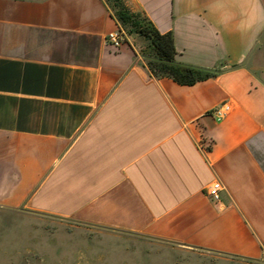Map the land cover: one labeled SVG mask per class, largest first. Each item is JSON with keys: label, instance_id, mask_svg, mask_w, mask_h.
<instances>
[{"label": "crops", "instance_id": "obj_1", "mask_svg": "<svg viewBox=\"0 0 264 264\" xmlns=\"http://www.w3.org/2000/svg\"><path fill=\"white\" fill-rule=\"evenodd\" d=\"M125 2L214 75L154 76L137 34L114 49L111 0H0V210L261 260L264 0Z\"/></svg>", "mask_w": 264, "mask_h": 264}, {"label": "rangeland", "instance_id": "obj_2", "mask_svg": "<svg viewBox=\"0 0 264 264\" xmlns=\"http://www.w3.org/2000/svg\"><path fill=\"white\" fill-rule=\"evenodd\" d=\"M28 231L41 237L36 239L39 250H26L30 245L24 233ZM0 264H264V257L250 262L204 251H180L172 242L149 236L116 234L50 216L16 218L0 210Z\"/></svg>", "mask_w": 264, "mask_h": 264}, {"label": "trees", "instance_id": "obj_3", "mask_svg": "<svg viewBox=\"0 0 264 264\" xmlns=\"http://www.w3.org/2000/svg\"><path fill=\"white\" fill-rule=\"evenodd\" d=\"M111 3L120 28L129 35L137 34L148 41L141 53L154 76L171 77L179 84L193 85L214 75L209 70L178 61L174 34L160 31L145 12L131 10L125 0H111Z\"/></svg>", "mask_w": 264, "mask_h": 264}, {"label": "built area", "instance_id": "obj_4", "mask_svg": "<svg viewBox=\"0 0 264 264\" xmlns=\"http://www.w3.org/2000/svg\"><path fill=\"white\" fill-rule=\"evenodd\" d=\"M127 33L124 29L119 28L117 30L111 31L107 35V42L110 44L114 49L118 50L122 47V45L127 40ZM231 111V105L227 102L223 103L222 105L216 107L211 111L218 120H222L226 115H228ZM223 189V185L220 181H216L211 184L207 189V194L213 197L215 200L220 199V192Z\"/></svg>", "mask_w": 264, "mask_h": 264}]
</instances>
